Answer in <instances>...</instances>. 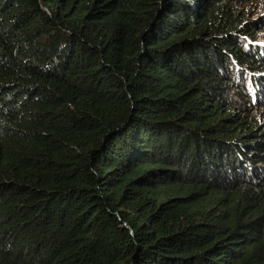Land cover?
<instances>
[{
    "label": "trees",
    "instance_id": "16d2710c",
    "mask_svg": "<svg viewBox=\"0 0 264 264\" xmlns=\"http://www.w3.org/2000/svg\"><path fill=\"white\" fill-rule=\"evenodd\" d=\"M264 0H0V264H264Z\"/></svg>",
    "mask_w": 264,
    "mask_h": 264
},
{
    "label": "rangeland",
    "instance_id": "374dc122",
    "mask_svg": "<svg viewBox=\"0 0 264 264\" xmlns=\"http://www.w3.org/2000/svg\"><path fill=\"white\" fill-rule=\"evenodd\" d=\"M239 9L242 15H246L248 19L252 20L264 13V1L260 3L257 1L246 2L245 5H240ZM262 33H264V28Z\"/></svg>",
    "mask_w": 264,
    "mask_h": 264
}]
</instances>
